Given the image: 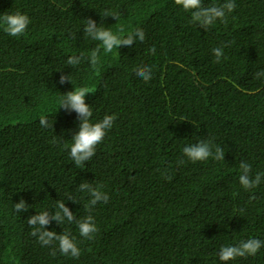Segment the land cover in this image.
Instances as JSON below:
<instances>
[{
	"label": "trees",
	"instance_id": "1",
	"mask_svg": "<svg viewBox=\"0 0 264 264\" xmlns=\"http://www.w3.org/2000/svg\"><path fill=\"white\" fill-rule=\"evenodd\" d=\"M234 3L204 30L174 0H0V14L30 19L18 37L0 28V264H264V246L228 262L217 256L222 246L264 240V176L251 190L238 180L241 161L250 177L264 174V76H255L264 71V0ZM89 18L118 35L140 28L145 39L105 53L83 30ZM96 48L94 69L87 57ZM140 66L151 68L150 81L135 75ZM62 74L70 81L60 83ZM79 87L92 91V122L115 120L77 166L69 146L78 113L59 100ZM201 140L224 159L188 161L182 149ZM84 182L107 203L89 211ZM21 199L28 210L16 212ZM59 202L97 225L92 239L66 219L46 226L73 238L78 258L30 235L27 217L54 213Z\"/></svg>",
	"mask_w": 264,
	"mask_h": 264
},
{
	"label": "clouds",
	"instance_id": "2",
	"mask_svg": "<svg viewBox=\"0 0 264 264\" xmlns=\"http://www.w3.org/2000/svg\"><path fill=\"white\" fill-rule=\"evenodd\" d=\"M177 6L182 7L185 12L191 13L190 23L197 26L199 25L204 30H207L213 25L217 19L224 20L226 13H231L236 4L234 0H226L225 3L220 5L203 6L202 0H174ZM109 16L106 12L105 17ZM115 17V14H112ZM30 19L26 14L19 11L15 13L0 14V28L9 36L18 37L25 33ZM84 32L90 36L93 40L100 42V48L105 53H112L114 49H118L121 46H132L137 39L144 41L145 34L142 29L136 28L133 31H128L125 35L114 34L107 28L97 27V24L92 19H87V23L84 26ZM126 30L121 25L118 32L124 33ZM100 48L93 49L90 55L87 57L91 66L95 69L99 65V51ZM155 54V48L151 49ZM213 53L216 58V62H219L223 52L222 48H214ZM118 54V53H117ZM85 59L84 53L79 56H69L67 59V65L75 66L81 63ZM135 75L142 78L145 82H148L152 78V70L147 66H140L135 69ZM256 77L264 76V71L256 73ZM66 80L70 81L69 75H61L60 83H64ZM87 87H79L63 93L59 100V108H71L78 113V131H76L71 137L70 158L75 165L80 166L85 161L91 160L96 152V146L100 144L107 131L113 126L115 115H105L101 120L96 122L91 121L92 110L88 104L85 103V95L91 93ZM39 123L42 127H49L47 118L40 117ZM183 155L187 157L188 161L193 163L197 161H204L209 157L216 160L224 159V150L216 147L212 150V145L208 141H199L198 143L185 146L182 149ZM183 159L178 161V164H183ZM240 175L238 177L240 185L245 190H251L261 183L262 173H256L255 177H250L251 165L243 161L240 162ZM170 179V177H166ZM81 191H87L90 194L91 199L86 207L91 211V206L96 205L98 202L103 201L107 203L109 197L106 193L101 192L98 188L93 187L87 182L79 185ZM71 200V197H69ZM16 212L27 211L28 205L21 199L14 205ZM67 220L69 223H75L81 237L92 239L93 234L98 231L97 225L94 222L92 215H88L82 220H76L73 212L65 206L64 202L57 204V210L54 213L47 211L39 214L30 215L27 217V223L32 228L30 235L36 237L38 242L42 246L52 245L53 242H57L58 250L65 256H71L78 258L80 256V249L68 234H57L54 231L47 230L46 226L50 224V221L54 220L58 224ZM264 246V240L251 238L245 241H241L235 246H222L218 253V259L222 262H228L234 260L237 257L254 256L260 248ZM56 254L54 249L52 255Z\"/></svg>",
	"mask_w": 264,
	"mask_h": 264
}]
</instances>
